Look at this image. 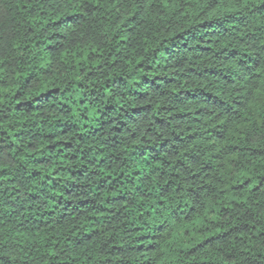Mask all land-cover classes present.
Segmentation results:
<instances>
[{"label":"trees","instance_id":"1","mask_svg":"<svg viewBox=\"0 0 264 264\" xmlns=\"http://www.w3.org/2000/svg\"><path fill=\"white\" fill-rule=\"evenodd\" d=\"M0 264H264V0H0Z\"/></svg>","mask_w":264,"mask_h":264}]
</instances>
